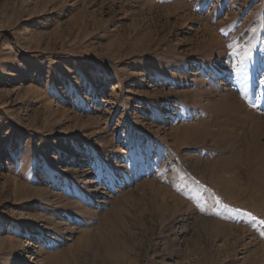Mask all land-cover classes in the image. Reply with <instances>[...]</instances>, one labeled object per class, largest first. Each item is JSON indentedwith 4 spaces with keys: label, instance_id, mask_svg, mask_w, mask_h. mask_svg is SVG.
Masks as SVG:
<instances>
[{
    "label": "rangeland",
    "instance_id": "rangeland-1",
    "mask_svg": "<svg viewBox=\"0 0 264 264\" xmlns=\"http://www.w3.org/2000/svg\"><path fill=\"white\" fill-rule=\"evenodd\" d=\"M262 222L264 0H0V264H264Z\"/></svg>",
    "mask_w": 264,
    "mask_h": 264
},
{
    "label": "bare ground",
    "instance_id": "bare-ground-1",
    "mask_svg": "<svg viewBox=\"0 0 264 264\" xmlns=\"http://www.w3.org/2000/svg\"><path fill=\"white\" fill-rule=\"evenodd\" d=\"M223 102L225 103V104H227V105H229L230 103L232 104V100L230 99V97L229 96H225L223 99ZM241 102V101H240ZM238 104V103H237ZM237 104H235L236 105V107H240V108H242V107H244V106H242L241 107V105H237ZM235 107V106H234ZM245 108V107H244ZM244 108H242L243 110H244ZM246 110H247V107H246ZM245 110V111H246ZM251 111V110H250ZM246 112H248V111H246ZM82 160H80L79 162H81ZM66 171V170H65ZM120 248V246H119V243L117 242V241H115V242H113V246H111L110 248H109V250H108V252L107 253H109L110 255H112L113 253L115 254L116 252H117V250ZM116 255V254H115Z\"/></svg>",
    "mask_w": 264,
    "mask_h": 264
},
{
    "label": "snow or ice",
    "instance_id": "snow-or-ice-1",
    "mask_svg": "<svg viewBox=\"0 0 264 264\" xmlns=\"http://www.w3.org/2000/svg\"><path fill=\"white\" fill-rule=\"evenodd\" d=\"M262 223H264V222H262Z\"/></svg>",
    "mask_w": 264,
    "mask_h": 264
}]
</instances>
